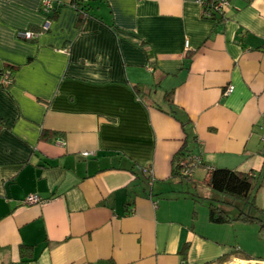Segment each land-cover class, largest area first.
<instances>
[{"label": "crops", "instance_id": "0c3cea01", "mask_svg": "<svg viewBox=\"0 0 264 264\" xmlns=\"http://www.w3.org/2000/svg\"><path fill=\"white\" fill-rule=\"evenodd\" d=\"M52 2L44 29L42 0H0V264H181L185 245V264H252L216 262L258 232L209 220L205 168L171 176L185 132L165 95L192 154L254 173L264 208V0Z\"/></svg>", "mask_w": 264, "mask_h": 264}, {"label": "trees", "instance_id": "16d2710c", "mask_svg": "<svg viewBox=\"0 0 264 264\" xmlns=\"http://www.w3.org/2000/svg\"><path fill=\"white\" fill-rule=\"evenodd\" d=\"M88 0H72L70 3L72 7L78 10L80 13L84 14L85 6L84 3ZM203 12L204 10L211 11V16L215 13L223 14V12L212 11L216 0H204L203 1ZM60 5V4H59ZM55 8V4L51 1V7L44 10L41 5V9L45 14L46 21L52 19V11ZM37 36V35H36ZM35 38V37H34ZM13 68L11 66L5 67L0 72V79L8 78V83H4L0 80V86L7 88L13 82ZM145 93V91L143 92ZM171 92H168L165 97L169 110H165L166 113L172 115L176 118L185 132V142L183 146L173 155L171 158V176L176 177L180 182L185 185L188 182L192 183V174L195 167L203 166L206 170L205 177L202 182L208 186L211 190L216 192L221 196L220 198L202 196L207 199L208 216L209 220L214 223L223 222H234L242 221L244 223H253L259 226L260 229H264V208L260 207L256 203V193L260 187L258 180L254 177L252 172H242L236 169L222 168V167H212L205 164L202 160H197V156L192 154V150L187 147L189 130L187 129V124L190 122L189 119L184 120L181 116H177L176 110L172 108ZM2 122L0 121V126ZM193 136L192 139H194ZM262 141V140H261ZM264 142V141H262ZM143 169V168H142ZM189 169V172L186 170ZM184 193L187 192L185 189ZM197 196V193H196ZM224 205H230L234 208V214L231 215L228 211L224 209ZM186 246V247H185ZM182 249V259L181 264H185V253L187 250V245ZM22 247H25L22 245ZM240 254L244 259H254L249 254H246L243 250L233 247L230 251L225 252L220 256L216 262L223 263L229 260L230 256ZM254 264V263H253Z\"/></svg>", "mask_w": 264, "mask_h": 264}, {"label": "built area", "instance_id": "2783aa9c", "mask_svg": "<svg viewBox=\"0 0 264 264\" xmlns=\"http://www.w3.org/2000/svg\"><path fill=\"white\" fill-rule=\"evenodd\" d=\"M51 1L52 0H42V8L44 10H47L48 8L51 7ZM204 0H200V3H202L203 5V2ZM228 4V0H216V3L214 5V7L212 8V11L213 10H216L217 12H223V9L225 7V5ZM204 15L207 16V17H210L211 16V11L209 10H204ZM48 24L49 22L46 21V24L44 25V29H46L48 27ZM18 35L20 37H24L26 39H32L34 37H36L37 33L36 32H33V31H29V30H22L20 32H18ZM2 82L4 83H8V78L6 79L5 77L0 79ZM233 90V86L230 85L226 88L225 92L226 93H229ZM261 128L262 130H264V118H262V122H261ZM261 140L264 141V133H262L261 135ZM197 160H200L199 158H197ZM186 172H189V169L186 170ZM42 199L40 198V196H38L37 194H30L26 197V200L25 202L27 203H36V202H40ZM254 264H264V260H254L253 261Z\"/></svg>", "mask_w": 264, "mask_h": 264}, {"label": "rangeland", "instance_id": "374dc122", "mask_svg": "<svg viewBox=\"0 0 264 264\" xmlns=\"http://www.w3.org/2000/svg\"><path fill=\"white\" fill-rule=\"evenodd\" d=\"M209 190H211V189H209ZM200 192H202V191H200ZM192 193H196V191H194ZM218 194H220V193H218ZM226 206H228V205H226ZM242 224H245V223H242ZM241 229H242L243 232L239 236L240 237L239 240H242V241H244V239H245V237L247 235L249 236V234L252 235L253 232H258V234L253 235L251 242L246 241L245 243L246 244L249 243L250 247H252L250 249V251H251L250 253L251 254H249L251 257L257 258L256 260H264V256H261V255H264V229H260L258 225L253 224V223L251 225V228H250V223H249L247 225V227H245V225H244V226L241 227ZM253 252H258V253H253ZM259 253H262V254H259Z\"/></svg>", "mask_w": 264, "mask_h": 264}, {"label": "bare ground", "instance_id": "6f19581e", "mask_svg": "<svg viewBox=\"0 0 264 264\" xmlns=\"http://www.w3.org/2000/svg\"><path fill=\"white\" fill-rule=\"evenodd\" d=\"M236 263V262H235ZM240 264H242V263H240Z\"/></svg>", "mask_w": 264, "mask_h": 264}]
</instances>
